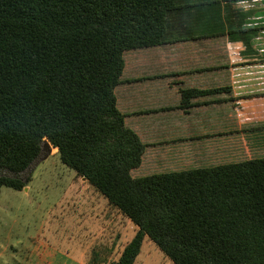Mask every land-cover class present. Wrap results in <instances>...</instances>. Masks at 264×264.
I'll return each instance as SVG.
<instances>
[{
	"label": "trees",
	"instance_id": "16d2710c",
	"mask_svg": "<svg viewBox=\"0 0 264 264\" xmlns=\"http://www.w3.org/2000/svg\"><path fill=\"white\" fill-rule=\"evenodd\" d=\"M218 4L0 0V171L6 172L0 188L23 189L27 179L20 174L47 140L63 165L137 227L110 264H133L144 237L173 264H264V127H237L234 98L209 88L216 81H203L201 90L187 85L185 96L193 89L200 96L180 106L185 123L196 122L199 131L187 139L202 145L196 160L134 178L143 144L116 105L128 51L197 42L205 57L193 71L205 77L226 71L225 54L217 56L206 43L224 35ZM172 12L190 17L203 33L167 39Z\"/></svg>",
	"mask_w": 264,
	"mask_h": 264
},
{
	"label": "rangeland",
	"instance_id": "374dc122",
	"mask_svg": "<svg viewBox=\"0 0 264 264\" xmlns=\"http://www.w3.org/2000/svg\"><path fill=\"white\" fill-rule=\"evenodd\" d=\"M180 31L179 36L187 35L184 29ZM206 41L207 49L212 50L214 43H220ZM176 44L169 52L155 46L124 53L122 82L116 87L115 96L124 125L135 132L143 144L141 164L132 171L134 178L169 167L187 166L196 160L202 146L187 140L191 131L198 134L199 131L193 129L196 122L189 125L185 123L187 117L180 116L183 113L180 106L185 104L182 102L195 103L199 93L193 89L190 97L185 96L183 86L188 77L174 69L184 64L200 66L204 61L202 57H205L203 47L200 43L196 46L188 42ZM96 52L93 72L97 86L102 66L100 54ZM174 52L180 54L173 56ZM171 102L177 104L171 105ZM97 103L99 109L100 100ZM243 112L241 108L238 116L233 118L237 127L264 122L245 120ZM164 114L171 117L170 124L174 128L167 127L169 123L165 121H158L157 117ZM176 116L178 121L173 120ZM241 142L245 154L250 155L249 136L243 134ZM2 174L6 172L0 171ZM20 177L27 179L20 191L0 188V264L117 262L137 227L117 208L109 205L86 179L77 177L73 170L63 165L56 149L52 148L45 159L35 160ZM133 264L173 263L149 238L144 237Z\"/></svg>",
	"mask_w": 264,
	"mask_h": 264
},
{
	"label": "crops",
	"instance_id": "0c3cea01",
	"mask_svg": "<svg viewBox=\"0 0 264 264\" xmlns=\"http://www.w3.org/2000/svg\"><path fill=\"white\" fill-rule=\"evenodd\" d=\"M218 2L217 13L223 26L224 35L212 39L221 41L217 44L218 46L214 43L213 50L217 56H220V53L225 54L223 61L226 63V71H213L215 76L209 74L205 77L193 71L199 66L192 67L184 64L185 66L179 65L174 70L177 73H187L190 76L183 86L184 89L188 85L201 90L203 81H216L215 86L209 88L224 89L234 98L235 116H238L240 109L243 108V114H245L243 119L264 121V0H218ZM183 29L187 35L179 36L180 30ZM202 30V26L194 25L192 19L187 15L172 12L167 19L165 35L167 39L183 38L189 35L198 37L203 33ZM188 43L194 44L193 42ZM175 45L177 44L167 45L163 49L169 52V49ZM196 45L197 42L194 46ZM172 54L176 56L180 53ZM217 66L220 67L219 64ZM193 74H196L197 77L192 78ZM170 104L176 105L177 102ZM164 105L163 102L162 106L164 107ZM157 119L172 123L171 117L168 118L167 114ZM173 120L178 121L179 117H173ZM256 124L246 127H264V122ZM166 126L174 128L173 124Z\"/></svg>",
	"mask_w": 264,
	"mask_h": 264
},
{
	"label": "water",
	"instance_id": "95a60500",
	"mask_svg": "<svg viewBox=\"0 0 264 264\" xmlns=\"http://www.w3.org/2000/svg\"><path fill=\"white\" fill-rule=\"evenodd\" d=\"M51 149H52V147L49 144V142L47 140H44L42 145H41V153H40V155H43V156L40 158V155H39L37 157L36 161H41V160L45 159L51 153Z\"/></svg>",
	"mask_w": 264,
	"mask_h": 264
}]
</instances>
